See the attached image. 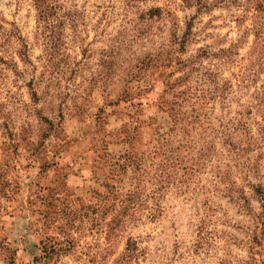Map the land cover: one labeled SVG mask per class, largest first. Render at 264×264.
<instances>
[{"label":"rangeland","instance_id":"374dc122","mask_svg":"<svg viewBox=\"0 0 264 264\" xmlns=\"http://www.w3.org/2000/svg\"><path fill=\"white\" fill-rule=\"evenodd\" d=\"M47 1L0 0V264H264L253 0Z\"/></svg>","mask_w":264,"mask_h":264},{"label":"trees","instance_id":"16d2710c","mask_svg":"<svg viewBox=\"0 0 264 264\" xmlns=\"http://www.w3.org/2000/svg\"><path fill=\"white\" fill-rule=\"evenodd\" d=\"M203 0H193L195 2V5L197 7L204 6ZM36 8L39 13L46 12L48 9H52L53 3L48 2L47 0H36ZM253 7H254V14H253V23H252V30L254 34V40H253V46L251 47V54H256L258 56H261L264 53V0H253ZM200 9V8H197ZM154 10V11H153ZM151 13L152 15H160L159 11L160 8L156 7L154 8ZM158 11V12H155ZM177 26V24H175ZM175 26V27H176ZM192 35V22L189 21L186 23L185 30L182 32L181 36H175L174 33V41L173 43L178 47L176 48L178 53H182L186 49L187 43L190 41V36ZM231 48V46H230ZM229 48V49H230ZM225 50L226 52L229 50ZM222 50V49H221ZM224 52V50H222ZM199 53H196L195 56H193L191 59L187 60H179L180 63H182V66L185 67H190V70L187 72L186 76H190V72H192L195 67L193 66L195 61H198L199 57H207L208 51L205 49H198ZM213 55V53L210 54V56ZM201 65V64H200ZM204 74V73H203ZM210 76H215V74L209 72L207 73V79L209 82H211V77ZM214 87L213 89L218 90V87H215V82H214ZM218 86V85H217ZM197 87L194 88V90L197 91ZM190 93V87L185 90V91H180V93ZM210 90L208 88H201V96H204L206 93H209Z\"/></svg>","mask_w":264,"mask_h":264}]
</instances>
